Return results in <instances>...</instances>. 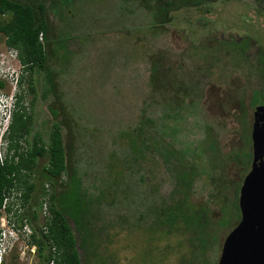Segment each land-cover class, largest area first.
Listing matches in <instances>:
<instances>
[{
  "label": "rangeland",
  "instance_id": "obj_1",
  "mask_svg": "<svg viewBox=\"0 0 264 264\" xmlns=\"http://www.w3.org/2000/svg\"><path fill=\"white\" fill-rule=\"evenodd\" d=\"M72 1L70 7L46 12L53 42L47 66L57 73V91L42 98L45 75L33 72L32 132L46 140L52 123L60 120L67 158L87 196L115 191L113 202L107 195L93 203H98L93 222L103 240L115 228L128 230L126 250L111 244L106 251L119 264H139L141 250H151L157 242H162L158 247H175V235L153 239L146 229L153 222L161 224L163 209L179 206L172 193L179 184L174 159L163 156L160 146L179 150V159L197 170L186 204L208 209L212 225L221 229L219 242L206 249V264H220L225 236L239 219V187L251 165V158L244 164L241 156L252 152L254 111L264 107L259 95L264 89L259 58L264 55V0H213L208 14L183 7L161 26L153 23V9L147 7H154L155 0ZM205 17L214 20V28L211 21L203 24ZM243 34L254 41L245 46ZM9 58L14 54L0 34V66L15 62L8 69L12 78L20 67ZM0 71L5 82L0 93L10 103L16 83ZM32 97L24 95L28 109ZM50 108L58 109L57 116ZM206 126L218 142L213 165L202 150ZM132 139L143 150L138 158ZM45 162L40 159L38 169ZM37 177L33 196L41 198ZM43 208L38 210L41 215ZM225 210L231 214L228 219L222 217ZM5 214L0 211V226L11 230L16 221ZM182 242L186 244L185 237ZM35 250L15 235L5 240L3 264H39ZM180 251L160 254V263L180 264ZM108 262L114 264L113 259Z\"/></svg>",
  "mask_w": 264,
  "mask_h": 264
},
{
  "label": "trees",
  "instance_id": "obj_2",
  "mask_svg": "<svg viewBox=\"0 0 264 264\" xmlns=\"http://www.w3.org/2000/svg\"><path fill=\"white\" fill-rule=\"evenodd\" d=\"M72 2V0H0V34L4 37V43L9 52L13 53L14 59L21 64L18 80L14 87V105L11 108L7 131L4 135L7 140L2 154L4 159L0 161V207L4 201V194L9 190L11 193L13 192L16 200H21L24 211L16 212L14 217L20 225H22L23 219H26V222L31 226L29 237L25 236L30 239L25 238V240H27L28 247L35 245L39 264H48L51 260L54 261V264H110L108 258L113 259L114 264H119L118 259L114 257L116 255H113L112 258L106 251L111 244H120L119 248L126 250L128 230L124 232L123 229L115 228V231L108 234V237L103 240L95 233L93 222L96 212L93 206H98V203H93L101 201L107 195L113 202L115 191H102L94 199L87 196L76 168L70 164L67 158L60 120L52 123L46 140L39 132L33 133L31 128L32 107L35 99L33 72L43 71L45 75L42 98H46L50 93L55 94L57 91V73L47 66L48 54L53 42L51 43V31L46 12L57 6L70 7ZM155 2L154 7L149 5L147 7L153 9L151 16L156 26L168 24L173 17L171 14L183 7L194 6L208 14L213 5V0H155ZM205 19L202 21L203 24H208L211 21L214 28V20L211 18L209 20L206 17ZM243 38L245 40L242 42L245 46L250 41H254L250 34H243ZM56 40L62 41L64 38L56 37ZM259 58L264 63V55ZM24 83H26L25 88L23 87ZM4 84L5 82L0 80V89ZM22 87L23 89H21ZM26 92L33 95L29 103L30 109L23 103ZM259 95L264 101V89ZM50 109L54 117L57 116L58 109ZM244 129L248 130V127ZM205 136L202 150L213 165L212 159L217 152L218 142L210 126H206ZM245 138L248 140V134H245ZM130 146L135 152V156L139 155L138 157H140L143 150L138 147L134 139L131 140ZM168 146L161 145L160 148L163 150L160 151L165 157L173 156V168L178 174L179 184L172 193L178 196L176 199L180 203L175 209H163L164 211L160 214V216H164L160 221L161 224L153 222L146 230L152 232L151 238L153 239L157 237L160 240H168V235H175L177 237L176 245L174 247L167 244L158 247L162 242H157L155 248L141 250L139 264H161L160 254L166 257L165 255L173 251L174 248L176 251L181 250L180 264H206L204 255L206 249L211 247L214 242H219L221 229H216L215 224L212 225L210 221L212 213L209 215L208 209L186 204L197 170L193 166H186L179 159V150L168 149ZM243 155H245L244 158ZM241 157L244 164L248 163L252 152L243 153ZM42 158H45L46 162L38 169V162ZM169 158L168 160H170ZM37 175L42 181V197H39L40 199L39 195L33 196L36 189L34 176L37 177ZM63 176L66 178L61 181ZM46 183L48 185H45ZM48 186L50 189H45ZM19 191L22 193L19 194ZM42 201L49 211L48 214L38 213V210L44 205ZM225 212L226 210L222 211V217ZM226 214L225 218L228 219L231 214ZM37 220L40 221V224L32 225ZM97 229L102 230L103 228ZM118 233L121 237H118ZM183 237H185L186 244L182 242ZM139 239L141 240V238ZM149 240L152 241L148 238L147 241ZM187 241L189 242L187 243ZM193 241L196 242V245H193ZM121 242L124 245L123 243L121 245ZM114 253V251L110 252V254Z\"/></svg>",
  "mask_w": 264,
  "mask_h": 264
},
{
  "label": "water",
  "instance_id": "obj_3",
  "mask_svg": "<svg viewBox=\"0 0 264 264\" xmlns=\"http://www.w3.org/2000/svg\"><path fill=\"white\" fill-rule=\"evenodd\" d=\"M252 160L239 190L241 215L226 236L220 264H264V107L254 111Z\"/></svg>",
  "mask_w": 264,
  "mask_h": 264
},
{
  "label": "built area",
  "instance_id": "obj_4",
  "mask_svg": "<svg viewBox=\"0 0 264 264\" xmlns=\"http://www.w3.org/2000/svg\"><path fill=\"white\" fill-rule=\"evenodd\" d=\"M1 68H2V65L0 66V70H1ZM0 73H2V71H0ZM10 81L13 82V84H14V83H16V78L14 76L12 78L10 77ZM5 146H6V142H4L2 137L0 136V161H2L4 159V156L2 154H3V150H5ZM21 193H22V191H19V194H21ZM8 207H9V209H8ZM23 207L24 206H22L21 200H16V198L13 196V192L11 193L9 190L4 194V201L2 203L0 211L4 209L6 211V214L4 216L10 217L13 219V221H16L14 214L16 212H23L24 211ZM42 212L44 214L49 213L45 204H44V208H43ZM1 219H3V217L0 216V220ZM21 223H22V225H20L19 222H16V225L14 223H11V225H12L11 230L0 226V264H2L3 260H4L2 253L4 254L5 240L6 241L9 240V239L15 237V235H17L19 237H24V239L25 238L28 239L25 236L28 235V237H29V234L31 233V227L26 222V219H23V221ZM48 264H54V261L51 260Z\"/></svg>",
  "mask_w": 264,
  "mask_h": 264
},
{
  "label": "clouds",
  "instance_id": "obj_5",
  "mask_svg": "<svg viewBox=\"0 0 264 264\" xmlns=\"http://www.w3.org/2000/svg\"><path fill=\"white\" fill-rule=\"evenodd\" d=\"M14 58H9L7 61H10ZM14 61H16V60L14 59ZM14 63H7L5 66L3 65L4 67H2L1 69L5 71V76H7L9 78L11 77L10 72H8V69H10L11 64H14ZM18 67H21L20 63L18 65ZM3 73H2V75H3ZM19 73H20V71L18 70L14 73L13 76L14 77L19 76ZM4 96H5L4 93H2V94L0 93V136L2 137L3 141L6 142V144H7V140L4 138V135L6 134V131H7V127H8V123H9V117H10V111L14 105V99L10 103H5V101L2 99ZM13 98H14V92H13Z\"/></svg>",
  "mask_w": 264,
  "mask_h": 264
},
{
  "label": "flooded vegetation",
  "instance_id": "obj_6",
  "mask_svg": "<svg viewBox=\"0 0 264 264\" xmlns=\"http://www.w3.org/2000/svg\"><path fill=\"white\" fill-rule=\"evenodd\" d=\"M248 139H249V137H248ZM251 160H252V157H251ZM240 186H241V184H240ZM238 198H239V196H238ZM238 198H237V204H238ZM238 208H239V207H238ZM240 218H241V215H240V213H239V219H238V221H236V223L234 224V226H235L237 223H239ZM234 226H232L231 229H232ZM231 229H230V230H231ZM230 230H229L228 232H230ZM226 236H227V235H226ZM226 236H225V238H226Z\"/></svg>",
  "mask_w": 264,
  "mask_h": 264
}]
</instances>
